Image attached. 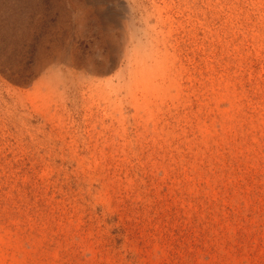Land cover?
Here are the masks:
<instances>
[{
	"label": "rangeland",
	"instance_id": "1",
	"mask_svg": "<svg viewBox=\"0 0 264 264\" xmlns=\"http://www.w3.org/2000/svg\"><path fill=\"white\" fill-rule=\"evenodd\" d=\"M0 264H264V0H0Z\"/></svg>",
	"mask_w": 264,
	"mask_h": 264
}]
</instances>
